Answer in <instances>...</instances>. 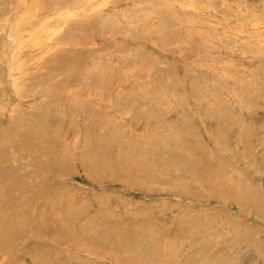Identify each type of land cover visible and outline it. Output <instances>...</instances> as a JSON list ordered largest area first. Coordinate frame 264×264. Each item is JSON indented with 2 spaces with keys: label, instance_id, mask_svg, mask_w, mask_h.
<instances>
[{
  "label": "rangeland",
  "instance_id": "rangeland-1",
  "mask_svg": "<svg viewBox=\"0 0 264 264\" xmlns=\"http://www.w3.org/2000/svg\"><path fill=\"white\" fill-rule=\"evenodd\" d=\"M0 154V264H264V0H0Z\"/></svg>",
  "mask_w": 264,
  "mask_h": 264
},
{
  "label": "bare ground",
  "instance_id": "bare-ground-1",
  "mask_svg": "<svg viewBox=\"0 0 264 264\" xmlns=\"http://www.w3.org/2000/svg\"><path fill=\"white\" fill-rule=\"evenodd\" d=\"M21 96V95H20ZM30 142V141H29ZM18 146V145H17ZM9 147V146H8ZM19 148V147H18ZM12 150V149H11ZM1 154H3V153H1ZM0 154V155H1ZM11 154V153H10ZM22 155H25V153H21ZM5 156H6V154H5ZM29 156V155H28ZM9 157V156H8ZM7 157V158H8ZM1 161L4 163V162H6V159H5V157H4V159L2 160L1 159ZM2 162H0L1 164H3ZM9 163V162H8ZM7 164V163H6ZM8 166V165H7ZM9 166H10V164H9ZM8 166V170H9V175L8 174H6V172L3 170V168L4 167H2V170H0V182H2V181H4V180H10L11 178L10 177H14L15 176V174H17L18 175V173L15 171V170H13L12 168H10ZM1 168V167H0ZM7 168V167H6ZM11 175V176H10ZM15 178H17V177H15ZM13 179V178H12ZM11 179V180H12ZM14 180V179H13ZM16 180V179H15ZM8 182V181H7ZM16 182H17V180H16ZM9 183V182H8ZM1 184V183H0ZM1 190H6V191H8V189H12V190H10V191H12V192H7V193H9L10 195L11 194H13L14 192H15V188L13 187V186H11V185H7V184H5V183H2L1 184ZM18 188V187H17ZM19 189H20V187H19ZM18 189V190H19ZM1 192V191H0ZM19 193H20V191H18ZM16 196V195H15ZM18 197V199H22V197H20V196H17ZM19 201V200H18ZM20 204H21V202H19ZM7 209L10 211V210H14V208L11 206V205H7ZM18 211V210H17ZM0 213H2V212H0ZM10 213H13V212H10ZM4 214V213H3ZM16 216V215H15ZM6 218V217H5ZM13 218H15V217H13ZM10 223V222H9ZM11 224H12V222H11ZM19 224H20V222H19ZM10 225V224H9ZM13 225H15V222H14V224H12V226H11V228L13 227ZM20 227L22 228L23 227V225H20ZM14 228V227H13ZM18 228H19V226H18ZM5 229L6 228H4V225L2 224V223H0V244H2L3 242H4V236L2 237V233H4L5 232ZM19 230V229H18ZM19 232V231H18ZM32 232V231H31ZM7 233H9V232H7ZM12 235V234H11ZM16 236V235H15ZM9 237H11V236H9ZM22 237V236H21ZM25 237V236H24ZM12 238V237H11ZM22 239V238H21ZM13 243V242H12ZM7 244H10L8 241H7ZM6 252V251H5Z\"/></svg>",
  "mask_w": 264,
  "mask_h": 264
}]
</instances>
